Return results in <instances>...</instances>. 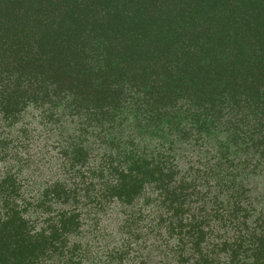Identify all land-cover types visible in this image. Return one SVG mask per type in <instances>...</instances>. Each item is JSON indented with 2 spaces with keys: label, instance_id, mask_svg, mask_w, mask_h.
Segmentation results:
<instances>
[{
  "label": "trees",
  "instance_id": "16d2710c",
  "mask_svg": "<svg viewBox=\"0 0 264 264\" xmlns=\"http://www.w3.org/2000/svg\"><path fill=\"white\" fill-rule=\"evenodd\" d=\"M0 264H264V0H0Z\"/></svg>",
  "mask_w": 264,
  "mask_h": 264
}]
</instances>
